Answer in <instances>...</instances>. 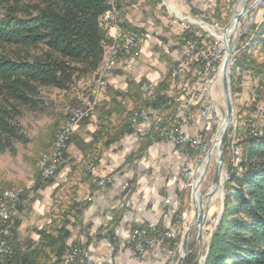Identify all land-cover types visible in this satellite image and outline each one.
I'll return each instance as SVG.
<instances>
[{"label": "rangeland", "instance_id": "obj_1", "mask_svg": "<svg viewBox=\"0 0 264 264\" xmlns=\"http://www.w3.org/2000/svg\"><path fill=\"white\" fill-rule=\"evenodd\" d=\"M263 1L261 0L256 7L248 11L256 0H247V12L243 14L237 29L233 32L234 53L229 65V85L235 116L230 127L233 132L230 135L229 131L228 134L230 138L229 156L227 160L225 157L224 164L226 181L221 190H216L212 199L205 198L203 200L206 212L203 239L199 240V229H194L190 233L188 257L193 255L195 264L206 263L211 240L224 214L225 185L229 176L227 164L230 163L235 169L239 168L243 156V146L240 147L239 145L247 137L255 140L254 135H252L253 137L249 135L251 131L258 134V140L264 141V60L262 59L264 55V14H261V3ZM132 5H140L137 6L138 8L142 6L150 7V13L146 12L147 16L145 20L143 19L146 25H149V28H145L147 32L142 31L141 28L133 27L117 6L116 0H112L106 12L115 11L118 16L112 14L109 21L102 23L105 12L100 19L101 26L106 31L107 41L104 44L103 63L101 62L97 72L76 82L75 87L69 91H60L55 88L43 89L41 95L42 107L36 112L23 111L18 118L20 133L24 135L23 139L15 141L11 149L0 153V193L13 191L19 196V202L15 207L12 220L8 224L10 225L15 221L18 213L24 214L30 227L34 228L35 231L40 229L41 244V241L44 240L43 237L46 235L57 237L56 233L61 230L65 222H68V226L65 225L69 233L68 238L65 240V249L58 255L51 253L46 260L45 258L39 259V264H64L66 258L69 259L77 249L86 250L91 255H100L103 258L107 255L103 260V264H106L107 261L108 264H111V261L115 264L114 258H119L123 252L128 251L131 259L129 264H139L141 258L135 251V245H130L129 238L134 235L135 231L148 230L150 224L156 225V231L159 234L176 232V239L165 241L162 244L156 243L153 248L148 249L144 264H181L183 238L195 216L192 191L183 188L181 178L182 166L187 158L191 159L197 177H200L206 170L201 182L202 190L196 197L200 198L203 192L210 193L209 187L213 183L219 157L215 139L222 134V124L227 110L221 81V67L226 55L225 48L222 61L217 64L215 62L218 78L214 79L215 82L209 89L211 90L209 99L213 102L217 115L215 126L207 124L202 119V104L198 102L201 96L200 94H193L194 92L189 94L190 97L192 94L193 98L190 110L183 116V127L187 134H204L203 143L207 145V152L205 156H202L204 160H200L199 150L193 151L187 147L175 146L157 139H144L136 132V127L134 128L132 125L131 119L138 111L148 106L145 102L147 100L144 101L140 91L144 83L152 84L155 89V106H164L163 112L168 118L175 115L177 109L174 108L172 101L178 97V88L177 80L172 76V71L179 60L185 58L186 47L182 43V38L193 39L196 33H200L203 34L205 39L207 38L209 42L213 43L219 36L225 47L224 29L228 24H231L229 30H232L235 24L233 19L242 10L241 1L133 0ZM170 5L175 7L176 12L173 11ZM156 11L157 13L153 14ZM0 13L2 14L1 10ZM162 20L171 23L163 25ZM259 24L261 25L259 26ZM217 26L222 29L221 34L214 31ZM250 29L252 34L248 36L245 31L248 32ZM150 33L159 36L158 38H162L163 35L170 36L168 39H164L167 42L162 45L165 46L167 54L169 52L170 56L164 55L163 48L159 47L158 43L153 40H150L149 51L143 54V48L147 46V34ZM131 34H139L144 40L139 48L132 51V70H127L122 64L123 58H119L113 67L110 69L105 68L106 72L104 73L103 68L105 59L109 55L108 50L112 49L113 46H122L125 37ZM249 38L252 40H249ZM247 42H249V45L243 48ZM233 57L236 58V62L232 65ZM237 61H241L245 65L250 64L255 70H252V74L248 73L251 70L243 69ZM154 71L160 74L156 78L155 76L154 78L151 77L155 75ZM245 74L252 76V96L255 93L259 95L256 98L257 102L244 97L242 94L244 92L243 75ZM99 78H102L106 85L103 98L98 103L92 104L93 101H97L95 94L97 82H94V80ZM127 88L131 92L126 93ZM247 100H252V104H247ZM84 102L90 104H84ZM76 109L88 110V115L80 118L71 138L65 142V147L62 148L59 157L60 162L51 166L45 160V156L50 153L55 144L56 136L65 135V122L68 120L70 112ZM260 133H262V136H259ZM83 136L86 137L83 139ZM128 139L133 142L132 146L127 143ZM155 144H168L174 149L183 151L179 172L181 182L178 178V188L174 193H171L172 195L165 193L163 188L162 191H159V189L154 190L159 191L161 198V205L158 207L161 212L160 222L154 220L158 218L152 210L149 212L150 215H148V211L143 210L138 221H125L122 225H118L119 220L111 219L110 213H106L102 214L103 219L96 217L92 221L96 225L93 237H90L89 230L91 228L86 227L84 231L79 233L78 226L82 219H80L77 203L72 202L73 186L77 175L71 174L67 177V168L80 170L81 176L92 178L98 190L104 191L111 186L112 190L117 191V198L125 197L124 200H120V202L124 201L125 204L119 206L121 213L118 214H121L120 218H123L128 214V207L133 205L131 200H134L136 193L142 190L134 178L130 180L124 173L126 169L129 172L130 168L140 172L139 170L142 167H139V164L144 161V153ZM114 147L115 150H113ZM235 147L240 149L239 158L241 161L239 164L235 160ZM70 150L73 151L71 155L74 159L69 161L68 152ZM108 152L114 156H108ZM210 152L211 155L209 156ZM150 162L149 168L144 169L145 171L141 174L146 173L145 175L152 177L153 170L157 173L158 170L156 169L161 167L157 174L162 179L166 178L167 181L162 183L168 184L169 180L166 176L168 169L164 167V161L157 159L154 162L150 160ZM104 164L111 166L114 171H103ZM103 172L105 174H102ZM63 173L66 174L65 177L67 178L64 185L59 183V177ZM103 178L106 180L103 184L104 188L98 185ZM126 182L129 183L130 187L124 190L123 185ZM115 184L118 187H114ZM144 193H147L146 189ZM154 195L156 196L157 192ZM166 200L180 203L179 213L172 214L165 204ZM150 204L148 206L152 209L153 204ZM129 210L134 211L133 208H129ZM5 227L7 226L4 225L3 229ZM7 228L6 240L13 253L6 258L5 262L13 256L15 251L9 242ZM73 235L78 236V238L81 235L84 239L78 241L74 239ZM122 243H125V248L121 247Z\"/></svg>", "mask_w": 264, "mask_h": 264}, {"label": "trees", "instance_id": "obj_2", "mask_svg": "<svg viewBox=\"0 0 264 264\" xmlns=\"http://www.w3.org/2000/svg\"><path fill=\"white\" fill-rule=\"evenodd\" d=\"M111 1L0 0V153L23 139L18 118L42 107L43 89L69 91L97 72L107 41L100 19ZM237 62L248 73L255 70ZM239 146L241 172L227 164L224 214L205 264H264V141L247 137ZM65 225L30 254L15 249L5 264H39L58 255L69 236ZM194 262L193 255L187 258Z\"/></svg>", "mask_w": 264, "mask_h": 264}, {"label": "built area", "instance_id": "obj_3", "mask_svg": "<svg viewBox=\"0 0 264 264\" xmlns=\"http://www.w3.org/2000/svg\"><path fill=\"white\" fill-rule=\"evenodd\" d=\"M260 6V5H259ZM261 14H264V1L261 3ZM260 12V10H259ZM109 21L108 12L105 13V22ZM221 30L218 26L214 29L215 32L221 34ZM252 30L248 32L245 31L246 35H250ZM143 37L141 35L131 34L125 37V42L122 46H113L112 49L108 50V57L105 59L103 72L106 69H110L117 63L119 58L122 59V64L127 70L131 69V54L132 51L139 48L143 43ZM182 43L185 44V58L180 59L172 71V76L175 78L178 97L172 101L174 108L177 109L175 115L172 118H168L163 112L164 106H155L156 101L155 89L152 84L144 83L142 84L140 91L142 92L143 99L145 101L146 93H154V100L145 101L148 106L138 111L131 119V123L136 127V132L142 137L149 138L148 140H161L175 146L187 147L193 151H200L201 158L205 156L207 152V145L204 144V134H194L189 135L185 132L183 127L184 118L183 116L190 110V104H192V94H200V102L202 104L201 117L207 124L215 126L216 122V111L213 102L209 99V90L214 84V79L218 78L216 72V64L221 62L223 59L224 44L220 37L215 39L213 43L209 42L207 38L203 37V34L196 33L194 38H182ZM107 53V52H106ZM264 60V55L262 57ZM236 58L233 57L231 63H235ZM121 64V66H123ZM130 67V68H128ZM216 72V77L214 76ZM105 81L100 78L99 84H97V101H93L92 104H96L103 98L104 87L106 86ZM243 86L244 92H242L244 97L252 99L257 102L256 98L259 97L257 93L252 96V78L243 76ZM261 89V87H260ZM252 100H247V104H252ZM84 104H90L84 102ZM88 115L87 111H82L81 109L72 110L70 112L68 120L65 122V135L56 136V142L53 145L50 153L45 156V160L52 166L54 163L60 162V156L62 148L65 147V142L71 138L76 124ZM146 126V127H145ZM252 131L250 132L251 136ZM262 136V133L259 134ZM194 176L195 172L193 165L191 164V159L187 158L184 161L181 171V178L183 182L184 189H190L192 191L194 186ZM106 180L103 178L99 182V186L103 187ZM132 186V185H131ZM130 185L126 182L123 185V189H129ZM133 187V186H132ZM19 202L18 194L13 191H5L0 193V264H4L7 257H9L13 251L9 246L6 237V228L8 223L12 220V215L15 211V207ZM165 204L169 208L172 214L179 213L180 206L171 200H166ZM185 216V215H184ZM5 227L3 229V227ZM155 237V238H154ZM176 239V232H164L159 234L156 231V225L150 224L148 230L135 231L134 235L129 238L130 245H135V251L140 256L141 261L139 264H144L148 249L155 246L156 243L162 244L165 241H174ZM129 245V244H128ZM122 248H125V243L121 244ZM111 252V251H110ZM107 255L104 257L106 258ZM103 256L91 255L86 250H76L74 254L68 259L66 258L64 264H103ZM55 260V259H53Z\"/></svg>", "mask_w": 264, "mask_h": 264}, {"label": "crops", "instance_id": "obj_4", "mask_svg": "<svg viewBox=\"0 0 264 264\" xmlns=\"http://www.w3.org/2000/svg\"><path fill=\"white\" fill-rule=\"evenodd\" d=\"M132 2L133 0H116L117 6L120 8L124 16L127 18V21L133 27L141 28L142 31L147 32L146 29L149 28V25L147 26L144 20L145 17L147 16V13H150L149 12L150 7L142 6L138 8L137 6L140 5L137 6L132 5ZM156 13L157 11L154 12L153 14ZM161 23L163 25H168L171 22L167 20H162ZM158 37L159 36L153 35L151 33L147 34V46L143 48L142 51L143 54H145L146 51H149V45L151 44L150 40H153L158 43L159 47L163 48V51H165L164 55L170 56L169 52L167 54V49H165V46H162L165 45V43L167 42L164 39H168L170 36L168 35L166 37V35H163L162 38H158ZM155 44L154 46H156ZM158 75L160 74L155 72V75H152L151 77L154 78L155 76L156 78ZM129 92L131 91L129 90V88H127L126 93ZM193 125L196 126L195 123H193ZM85 137L83 136V139ZM128 141L127 143H129V146H132L133 142L130 139H128ZM113 150H115V147L113 148ZM182 152L183 151L181 149H174L168 144H160V145L155 144L149 150H147V152L144 153L143 156L144 161L141 164H139L140 165L139 167H142L141 170H139L140 172H136L131 168L130 171L127 172L128 169H126L124 175H127L130 180L134 178L137 181L136 183L141 186L142 190L140 192H137L136 195L134 194L135 196L133 195L134 200L133 199L131 200L133 205L128 207V214H126V216L123 218H120L121 214L120 215L118 214L121 213V208H119V206L125 204L124 201L120 202V200H124L125 197L117 198V191L112 190L111 186L104 191L98 190L92 178L81 176L80 170H76V169L74 170V168H72L73 170L72 171L71 169L67 168L66 171V174L68 173L67 177H69L71 174L77 175L76 181L74 182V186H73L74 194H73L72 202L77 203L78 205L77 209L79 210V214L81 217L80 219H82L81 220L82 222L79 223L78 226L79 233L84 231L86 227L88 229L91 228L92 230L91 229L89 230L90 237H93V235L95 234L96 225L92 221L96 217L103 219L102 214H106V213H110L111 219H114L115 221L119 220L117 224L122 225V223H124L125 221L127 222L138 221L140 219V214L142 213L143 210L148 211V215H150L149 212L150 210H152L153 214H156L158 218L154 220L160 222L159 217L161 216V212L158 209V207L161 205V198L159 195V191H162L164 189L165 193L171 194L174 193L175 190L178 188L177 187L178 186L177 183L179 184L178 178L181 182L179 172H180V160H181ZM72 153H73L72 150L68 152L69 161L74 159L73 156L71 155ZM107 155L110 157L114 156L109 154V152ZM157 159L159 160L162 159L165 163L164 167L168 169L167 174L165 173L166 176H168L167 177L169 180L168 184L162 183L163 181H167L166 178L162 179L157 174L160 171L161 167L156 169L158 170L157 173L153 170L154 174L152 177H148L147 175H145L146 173L141 174L142 172L145 171L144 169L149 168V166L151 165L150 160L154 162ZM103 166H104L103 171L105 170L106 172L114 171L112 170L113 168L111 166H108L107 164H104ZM66 174L63 173L59 177L60 184L64 185L66 183L67 181V178L65 177ZM102 174H105V172H103ZM114 187H118L117 184H115ZM145 189L147 193H144ZM155 189H159V191L158 190L154 191ZM156 192L157 195L155 196L154 194ZM149 193L151 194L150 197H149ZM176 203L179 204L180 206V203L178 202ZM149 204L150 205L153 204L152 209L150 206H148ZM129 208H133L134 211L132 212L131 210H129ZM7 230L9 234V242L12 244L13 248L21 251L24 254L32 253L40 245V239H41V232L39 234L40 229L35 231L34 228L30 227L26 221V216L24 214L18 213L15 218V221L8 226ZM81 235H79L80 236L79 238L78 236H74V235L73 237L78 241L81 240L83 241L84 238ZM114 260H115V264H129L131 259L129 252L125 251L122 253V256L116 259L114 258ZM107 262L106 264H108ZM110 263L113 264V261H111Z\"/></svg>", "mask_w": 264, "mask_h": 264}, {"label": "water", "instance_id": "obj_5", "mask_svg": "<svg viewBox=\"0 0 264 264\" xmlns=\"http://www.w3.org/2000/svg\"><path fill=\"white\" fill-rule=\"evenodd\" d=\"M242 4V10L240 14H237L233 22L235 23L232 30H229L230 25L228 24L223 32V40L225 43V49H226V55L224 58V62L221 67V81H222V87H223V92H224V97H225V102H226V117L224 119V122L222 124V134L219 136V138L215 139V144L218 148V167L216 170V174L213 180V183L211 184V187L214 188H223L224 183L226 181V172L224 168L225 164V156H224V148L226 145V139L228 137L230 127L233 123L234 120V107L232 104L231 100V95H230V85H229V65H230V60L233 56L234 53V43L232 42L233 39V32L237 29L239 22L243 16L244 13H246V6H247V0H240ZM261 0H256V2L250 6L248 11L252 10L254 7H256ZM211 155V152L209 153V156ZM208 156V157H209ZM225 172V173H224ZM206 174V170L203 172V174L200 177H197L196 174L194 176V180L197 183V185H200L204 175ZM223 181V183H222ZM214 195V191L206 194L202 193L200 198L198 199L196 197V192L195 188L193 187L192 189V201L195 207V216L193 219L192 224L188 227L184 238L182 242V250H183V257L181 264H186L187 257L189 256V251H188V241H189V236L192 230L194 229H199V240L203 239V229L205 226V220H206V212L204 210V204L203 200L205 198L211 199ZM205 261V260H204ZM203 261V263H204Z\"/></svg>", "mask_w": 264, "mask_h": 264}, {"label": "bare ground", "instance_id": "obj_6", "mask_svg": "<svg viewBox=\"0 0 264 264\" xmlns=\"http://www.w3.org/2000/svg\"><path fill=\"white\" fill-rule=\"evenodd\" d=\"M115 6V5H114ZM170 7L173 9V11L174 12H176V10H175V7H173L172 5H170ZM113 9H116V8H113ZM112 14H116V12L115 11H108V19L110 20L111 18H112ZM117 16H118V14H116ZM115 18V17H114ZM103 22H105V15L103 16V18H102V23ZM261 24H259V26H260ZM255 31V30H254ZM253 31V32H254ZM113 32V31H112ZM256 32V31H255ZM115 34V33H114ZM250 34H252V32L250 33ZM111 35V34H110ZM114 36V35H113ZM249 40H252L251 38H249ZM247 45H249V42H247V44L245 45V46H243V48L244 47H246ZM238 47H239V45H238ZM243 48H240V49H243ZM103 63V62H102ZM232 65L233 64H235V63H231ZM243 76H246V77H249V78H252V76H250V75H248V74H245V75H243ZM99 80H100V78L98 79V80H94V82H97V84H99ZM97 84H96V88H97ZM95 94H96V96H97V89H96V91H95ZM145 99L147 100V101H152V100H154V93H146L145 94ZM252 135H254L255 136V138H257V139H259L258 138V134H256V133H254V132H252L251 133V136ZM234 137H235V135H234ZM253 137V136H252ZM216 146V145H215ZM216 148V147H215ZM235 150H236V152H235V155H236V157H235V160H236V163L237 164H239L240 163V158H239V154H240V149H239V147H235L234 148ZM234 154V153H233ZM211 161V160H210ZM235 163V164H236ZM206 164V163H205ZM234 164V165H235ZM211 167V166H210ZM209 171V170H208ZM194 188H195V192H196V195L198 196L199 195V193L201 192V190H202V183L200 184V185H197V183L196 182H194ZM210 188V192H212V191H214V193L216 192V190H218V189H220L221 190V188H214V187H209ZM197 198H199V197H197ZM212 199V198H211ZM203 203H204V201H203Z\"/></svg>", "mask_w": 264, "mask_h": 264}]
</instances>
